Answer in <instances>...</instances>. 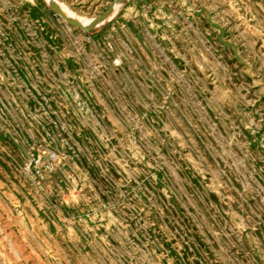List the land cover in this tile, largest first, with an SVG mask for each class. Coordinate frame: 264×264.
<instances>
[{
  "label": "rangeland",
  "instance_id": "374dc122",
  "mask_svg": "<svg viewBox=\"0 0 264 264\" xmlns=\"http://www.w3.org/2000/svg\"><path fill=\"white\" fill-rule=\"evenodd\" d=\"M111 1L0 0V264H264V0Z\"/></svg>",
  "mask_w": 264,
  "mask_h": 264
},
{
  "label": "water",
  "instance_id": "95a60500",
  "mask_svg": "<svg viewBox=\"0 0 264 264\" xmlns=\"http://www.w3.org/2000/svg\"><path fill=\"white\" fill-rule=\"evenodd\" d=\"M53 7L56 9V11L63 17L65 18L69 23L74 24L76 26L81 27L84 30H89L94 24H96L97 22H100L102 20H104L109 13L112 11L113 7H114V0H112L107 7L97 16H95L89 23L84 24L82 23L80 20L76 19V18H68L66 16V14L60 9V7L56 4V3H52Z\"/></svg>",
  "mask_w": 264,
  "mask_h": 264
},
{
  "label": "bare ground",
  "instance_id": "6f19581e",
  "mask_svg": "<svg viewBox=\"0 0 264 264\" xmlns=\"http://www.w3.org/2000/svg\"><path fill=\"white\" fill-rule=\"evenodd\" d=\"M121 1H122V0H116V1L114 2V6H119V5L121 4ZM66 12H67V11H66V9H65V10H64V13H66ZM109 14H110V13H109ZM78 193H79V192H78ZM78 193H77V194H78ZM77 194H76V195H77ZM73 196H75V194L72 195L71 197L73 198ZM73 199H75V198H73Z\"/></svg>",
  "mask_w": 264,
  "mask_h": 264
},
{
  "label": "built area",
  "instance_id": "2783aa9c",
  "mask_svg": "<svg viewBox=\"0 0 264 264\" xmlns=\"http://www.w3.org/2000/svg\"><path fill=\"white\" fill-rule=\"evenodd\" d=\"M77 198H78V197H77ZM77 198H76V199H77ZM70 199H73V198L70 196Z\"/></svg>",
  "mask_w": 264,
  "mask_h": 264
}]
</instances>
